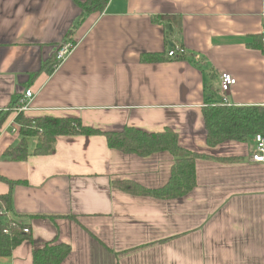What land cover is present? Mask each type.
<instances>
[{
  "label": "crops",
  "instance_id": "obj_1",
  "mask_svg": "<svg viewBox=\"0 0 264 264\" xmlns=\"http://www.w3.org/2000/svg\"><path fill=\"white\" fill-rule=\"evenodd\" d=\"M77 1L0 0V197L10 194V215L33 239L0 264H33V250L48 242L71 247L62 264H264V162L252 160L254 138L212 148L203 122L209 104L264 109V49L256 47L264 46V0H108L81 21ZM175 46L187 54L170 58ZM222 72L237 79L227 93ZM18 99L28 101L27 119L77 117L104 132L170 128L183 148L212 159L196 160L188 194L161 200L112 182L161 188L172 155L124 154L103 134L58 136L45 156L33 153L30 136L28 158L13 161L5 151L22 139Z\"/></svg>",
  "mask_w": 264,
  "mask_h": 264
},
{
  "label": "trees",
  "instance_id": "obj_2",
  "mask_svg": "<svg viewBox=\"0 0 264 264\" xmlns=\"http://www.w3.org/2000/svg\"><path fill=\"white\" fill-rule=\"evenodd\" d=\"M77 1V0H76ZM82 11L80 21L85 14L103 12L108 0H86L83 3L76 2ZM162 18L157 17L156 20ZM163 20H175L173 17H164ZM72 32V31H71ZM67 42V41H66ZM262 44H257L256 47ZM61 47V46H59ZM58 47V48H59ZM52 58V64L56 66L57 50ZM144 61H157L153 56L142 55ZM20 99L14 102V107L20 105ZM16 120L20 124L22 139L16 147H9L5 155L13 161H24L28 157V144L26 138H36V146L33 153L38 156L50 155L55 151L58 136L73 135H104L108 146L124 154H136L145 158L154 153L169 152L174 161L168 183L158 189L144 188L135 182L114 181L113 186L129 194L151 196L156 199L182 198L196 186V160L212 159L207 154L196 153L183 148L179 143L178 134L175 130L166 128L159 133L142 131L130 127L116 132H104L91 127L82 126L77 117H50L27 119L20 112ZM2 119H0L1 125ZM203 122H205V137L209 147H217L222 143L235 140L246 142L249 137L264 135V109L255 106H234L225 103L206 105L203 107ZM237 159L219 160L232 163ZM227 161V162H226ZM1 179V177H0ZM8 210L11 207L10 194L0 197ZM10 211V210H9ZM11 212V211H10ZM29 229L24 222L12 219L0 221V258L9 257L13 251L24 241L32 242V234L26 233ZM7 231V232H6ZM71 252L67 244L48 242L41 249H34L33 264H62Z\"/></svg>",
  "mask_w": 264,
  "mask_h": 264
},
{
  "label": "built area",
  "instance_id": "obj_3",
  "mask_svg": "<svg viewBox=\"0 0 264 264\" xmlns=\"http://www.w3.org/2000/svg\"><path fill=\"white\" fill-rule=\"evenodd\" d=\"M111 1V0H110ZM264 34V31H263ZM73 48V44H64L61 47L58 48L57 50V62L61 63L64 60H66V58L69 56L70 51ZM185 54H187L186 49L182 48V47H177L175 46L174 48H171L170 52L168 53V56L171 57H178V56H184ZM220 79V91L222 93H227L230 90V87L236 84L237 79L231 74V73H227V72H222L219 76ZM32 97V92L30 89H28L25 94H24V98L28 100V98ZM20 105L15 107V110L20 112L26 111L28 108V101L20 99ZM254 141L256 143L255 146V152L252 155V160L256 163H261L264 162V135L260 134L255 136ZM6 219L7 221L10 218V216L8 215V213L4 211V209L0 208V218ZM7 232V231H6ZM26 233L29 232L28 229L25 230Z\"/></svg>",
  "mask_w": 264,
  "mask_h": 264
},
{
  "label": "rangeland",
  "instance_id": "obj_4",
  "mask_svg": "<svg viewBox=\"0 0 264 264\" xmlns=\"http://www.w3.org/2000/svg\"><path fill=\"white\" fill-rule=\"evenodd\" d=\"M30 141H31L30 143H33L32 141H35V139H30ZM0 208H1V209H4L5 213L7 212L8 215L12 218V216L10 215L11 212L8 210L7 206H6L5 203L2 202V201H0Z\"/></svg>",
  "mask_w": 264,
  "mask_h": 264
},
{
  "label": "bare ground",
  "instance_id": "obj_5",
  "mask_svg": "<svg viewBox=\"0 0 264 264\" xmlns=\"http://www.w3.org/2000/svg\"><path fill=\"white\" fill-rule=\"evenodd\" d=\"M168 52H170V51H168ZM11 218V217H10ZM12 219V218H11ZM6 220V219H5ZM29 230V229H28Z\"/></svg>",
  "mask_w": 264,
  "mask_h": 264
}]
</instances>
